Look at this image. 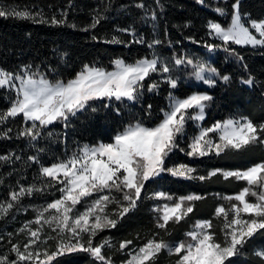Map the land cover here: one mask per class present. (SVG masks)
<instances>
[{
  "label": "trees",
  "instance_id": "16d2710c",
  "mask_svg": "<svg viewBox=\"0 0 264 264\" xmlns=\"http://www.w3.org/2000/svg\"><path fill=\"white\" fill-rule=\"evenodd\" d=\"M236 0H0V69L13 74L27 67L30 73L41 75L48 81H67L82 70L84 65L109 70L113 60L121 58L126 63L149 58L159 51L169 58L166 65L179 76L172 88L166 79H160L156 71L142 82L134 100L101 98L91 101L85 109L69 115L67 121L57 120L40 127V134L32 139L18 133L32 122L22 115L9 117L0 123V203L10 200V193L21 187L34 189L0 216V257H15L14 227L18 221L31 218L36 210L59 198L60 182L42 176V166L64 161L84 145L112 142V138L126 126L137 122L153 127L163 118L169 93L184 98L194 92H206L212 97L205 102L201 125L209 127L216 121L247 117L254 124H264V45H238L229 42L225 51L223 41L210 36L207 23L213 21L227 27L231 22L232 4ZM138 5H143L139 7ZM224 9L220 14L216 9ZM28 12L29 17L14 15ZM239 12L244 21L264 18V0H240ZM64 23L53 24L52 19ZM94 20L99 23L93 27ZM246 26H249L246 23ZM127 29V31H121ZM115 38V41H114ZM158 41L155 45L154 42ZM118 41V42H117ZM215 45L216 57L211 66L219 75L215 84L207 87L196 82L194 67L176 59L185 58L183 51L200 53L202 48ZM234 50L236 55L230 54ZM184 51V52H185ZM240 57V59H238ZM228 76L227 81L221 79ZM251 79V84L243 81ZM158 87L149 91L148 86ZM14 99L13 92L0 87V113L5 112ZM105 105H108L105 107ZM150 106V107H149ZM95 109V111H93ZM191 114V113H190ZM38 125V122H37ZM39 126V125H38ZM9 129L11 131H9ZM197 131L194 120H187L177 146L166 157V166L187 164L195 171L191 179L162 172L145 182L137 205L123 217L115 215V227L105 228L92 237L93 246L107 240L110 246L102 249L112 264H119L127 250L140 246L150 239L164 240L170 245L189 239L186 233L198 220L211 221V231L217 242H223V217L215 215L217 206L226 209L235 200L225 197L239 193L246 182L235 178L225 179L217 174L208 177L214 169L224 171L243 170L264 162V144H253L239 151L229 150L220 155L210 152L206 156H188L190 137ZM35 159H30V158ZM207 177L200 180L198 177ZM50 185V186H49ZM39 189V191H36ZM108 193L107 190H105ZM163 192L173 197L155 198ZM111 195L122 199V193ZM196 195L202 199L192 201L193 211L180 222H169L167 230L158 228L161 215L156 209L163 203L172 204L176 198ZM120 197V198H119ZM250 200L255 198L249 197ZM126 203V202H125ZM19 219V220H18ZM17 223V224H16ZM132 241L120 249L122 241ZM264 251V231L249 238L240 252L229 258L227 264H264V258L256 255ZM178 254L162 250L154 264H176ZM21 264H33L32 261ZM50 264H101L85 251L66 252L54 258Z\"/></svg>",
  "mask_w": 264,
  "mask_h": 264
},
{
  "label": "snow or ice",
  "instance_id": "6c2138e0",
  "mask_svg": "<svg viewBox=\"0 0 264 264\" xmlns=\"http://www.w3.org/2000/svg\"><path fill=\"white\" fill-rule=\"evenodd\" d=\"M239 3L240 0H236L231 6V23L227 28L213 21L208 23L210 34L214 32L223 41L225 51H229L227 47L229 42L238 45H264V20L244 21L239 12ZM138 6L143 7V5ZM216 11L224 14V9L218 8ZM12 14L21 17L30 15L28 12ZM4 15L6 12L0 11V16ZM51 23L59 24L64 21L53 18ZM96 23L99 21L94 20L92 26L95 27ZM246 23L255 30V33H258V36L249 30ZM121 31H127V29ZM208 47L214 49L218 46L209 45ZM230 54L236 55L234 50ZM185 62L189 65L194 63L193 60L186 58L175 60L176 65ZM113 63L116 65V70L110 72L95 66L84 65L75 78L66 83L62 81L52 83L42 75L36 79L37 74L28 72L27 67L23 70V75L0 69V87L14 88L17 93L11 106L0 113V123L9 117L22 115L25 121H31L32 124L30 127H25L18 135L35 139L40 134V127L61 119L67 121L69 115H75L78 111L85 109L91 101L101 98L109 100L114 98L116 101H123L125 98L134 100L143 87L142 82L151 73L158 70L162 73L171 71L166 65H161L158 59H142L134 64H126L117 59ZM158 65L161 66L158 68ZM194 75L198 80L211 86L216 82L213 77L219 73L217 69L199 62L194 64ZM165 79L170 87H176L175 79L170 76ZM221 79L227 81L229 77L222 76ZM14 81L19 82L18 86ZM243 82L252 83L251 79ZM156 87H158L156 83L148 86L149 91ZM211 99L212 97L206 93H193L182 99L169 93V108L164 112L163 119L154 127H146L137 122L118 132L112 138V142L85 145L69 159L49 167H41L42 176L55 181H59L60 176H63V180L59 181L63 183V187L60 188L61 196L47 204L43 210H38L35 220L26 223L20 230L27 231L30 239L23 245L24 251H21L17 245H12V251L16 253L17 259L9 261L7 257H0V264H21V262L29 261L33 264H50L55 257L74 251L88 252L101 264H111V257H106L102 252L105 246H110L109 241L105 240L95 246L92 241V237L98 232L116 226L117 220L110 218L107 212L108 206L117 205L115 215L123 217L137 205L145 182L162 172H168L176 177L194 178L195 170L187 164L167 167L166 157L177 146L178 138L184 133L186 121L204 119L205 102ZM196 109H199V112H196ZM189 110L195 114H190ZM257 143L264 144V124H254L247 117L226 119L216 121L206 128L201 127L192 137L187 155L206 156L210 152L220 155L229 150H243ZM2 159L7 157H0V160ZM218 173L225 179L235 178L246 182L247 185L234 196L225 197L237 203L231 204V207L227 209L224 206H217L215 209V215L223 217L224 220L223 242H217L215 233L211 231V221H197L193 229L186 233L189 237L187 242L181 241L170 245L162 239H150L134 253L129 254L130 259L126 264H154L156 256L165 249L170 254L179 255L176 264H227L229 258L237 255L249 238L264 231V162L256 163L243 170L214 169L208 173V177ZM206 178L198 177L200 180ZM105 190L108 194L99 195L98 199L87 206L84 212L73 215L76 206L83 199L90 197L93 193H103ZM33 191L32 187H21L19 191L10 193L9 202L0 203V215L7 214L14 206L13 202H18L22 196L31 195ZM113 191L122 193V199L113 197L111 195ZM153 195L155 198L173 200L172 196L163 192H156ZM249 197L255 199L250 200ZM199 199L202 197L182 196L176 198L172 204H164L162 208L156 209L161 213L157 227L166 231L169 222H180L192 213L191 202ZM49 210H54V214L45 216ZM32 223L41 227L33 230L30 227ZM44 225L56 232L60 239L57 241L55 250L50 253L45 251L44 259H40L41 253L38 250L37 241L40 240ZM83 234L88 235L87 246L81 243ZM65 238H68L67 243L64 242ZM73 239L75 243L72 242ZM131 243L130 240L122 241L120 249H125ZM33 245H37V249H32ZM256 255L264 258V251H259Z\"/></svg>",
  "mask_w": 264,
  "mask_h": 264
},
{
  "label": "rangeland",
  "instance_id": "374dc122",
  "mask_svg": "<svg viewBox=\"0 0 264 264\" xmlns=\"http://www.w3.org/2000/svg\"><path fill=\"white\" fill-rule=\"evenodd\" d=\"M261 20H264V18L263 19H261ZM260 21V20H259ZM209 23V22H208ZM208 23H207V27H208ZM231 23V22H230ZM229 26V25H228ZM227 26V27H228ZM223 27V26H222ZM227 27H224V28H227ZM209 29V28H208ZM249 30L251 31V32H253L254 34H256L257 36H258V33H255V30L254 29H252L250 26H249ZM211 30L209 29V32H210ZM210 36L211 37H214V38H216L217 40H219V41H222L221 39H219L216 35H215V33L213 32L212 34H210ZM155 42H158L157 40L155 41ZM154 42V44L155 45H157L158 43H155ZM252 46V45H251ZM185 51V50H184ZM183 51V53L185 54V58L186 59H191V60H193V65H189V64H187V62H185L184 64H186V65H188V66H192V67H194V64L195 63H199V62H202V63H205L206 65H209V66H211V62L213 61V59H215V57H216V52H215V50L214 49H204V48H202V51L200 52V53H196V52H187V51H185L184 52ZM168 56H170V55H168ZM168 56H166L165 54H163V53H161V52H159V51H152L151 52V56L149 57V58H141V59H139V60H142V59H149V60H151V59H158L160 62H161V65H166V60L169 58ZM117 59H119V60H122L121 58H117ZM117 59H114L113 61H115V60H117ZM122 61H124V60H122ZM138 61V60H137ZM137 61H135V62H132V63H126L125 61V63L126 64H134V63H136ZM161 65H158V68L161 66ZM89 66H93V65H89ZM167 66V65H166ZM95 67H97V68H101V67H98V66H95ZM212 67V66H211ZM169 68V67H168ZM83 69V68H82ZM101 69H103V68H101ZM103 70H105V71H114V70H116V65L113 63V67L111 68V69H109V70H106V69H103ZM159 71V70H158ZM160 72V71H159ZM16 74H21V75H23V70L21 71V72H19V73H16ZM164 75L162 76V74H160L159 73V78L160 79H165V77H168V76H170L172 79H175L176 81L179 79V76L176 74V73H174L173 72V70L171 69V71L169 72V73H163ZM205 75H207V73H205ZM40 77H38V78H36V79H39ZM73 78H75V76L73 77ZM73 78H71V79H73ZM214 79L216 78V76L215 77H213ZM71 79H69V80H71ZM69 80H67V81H69ZM195 80H196V82H198V83H200V84H203L204 86H207V87H210L208 84H205L202 80H198L196 77H195ZM67 81H65V83L67 82ZM63 82V81H62ZM14 83H16L17 84V86H18V84H19V82L18 81H14ZM212 86V85H211ZM5 87H7V88H9L8 86H5ZM12 92H13V94H14V99H13V101L16 99V97H17V93H16V90L14 89V88H9ZM194 93H206V92H194ZM193 94V93H192ZM192 94H190V95H192ZM207 95H208V93H206ZM172 96H174V95H172ZM174 97H176V96H174ZM176 98H180V97H176ZM184 98H186V97H184ZM182 99V98H181ZM168 108H169V100H168V105H167V108L163 111V116H164V112L165 111H167L168 110ZM196 112H199V109H196ZM189 113H191V114H195V113H193V111L192 110H189ZM203 115H205V112L203 113ZM239 118H241V117H239ZM239 118H236V119H239ZM163 119V118H162ZM231 119H233V118H231ZM201 121L202 120H195L194 121V124H195V126L197 127V131L190 137V139H189V143L191 142V139H192V137L194 136V135H196L197 133H198V131H199V129L201 128V127H205V126H202L201 125ZM215 123V122H214ZM144 126H146V127H149V126H147V125H145V124H143ZM211 126V125H210ZM154 127V126H153ZM206 128V127H205ZM215 138V137H214ZM189 143H188V145H189ZM85 146V145H84ZM88 146H92V145H88ZM83 147V146H82ZM189 148V147H188ZM73 156V155H72ZM71 156H69L67 159H69ZM66 159V160H67ZM65 161V160H64ZM177 165V164H176ZM51 166V165H50ZM173 166H175V165H173ZM173 166H171V167H173ZM42 167H49V166H42ZM161 174V173H160ZM63 180V176L61 175L60 176V178H59V181H62ZM58 181V182H59ZM61 187H63V183H61L60 182V188ZM59 194H60V196H61V192H60V189H59ZM101 194H108V193H106L105 191L103 192V193H93L90 197H88V198H85V199H83L82 200V202L81 203H79L77 206H76V211L73 213V215H75L76 213H80V212H84L85 211V209H86V207L87 206H89L94 200H96V199H98V197H99V195H101ZM60 196H59V198H60ZM59 198H57V199H59ZM120 198V197H119ZM57 199H54V200H57ZM121 199V198H120ZM53 200V201H54ZM52 201H50V202H48L47 204H49V203H51ZM47 204L45 205V206H43L41 209H39V210H43L46 206H47ZM164 204H167V203H163V205ZM162 205V206H163ZM162 206H161V208H162ZM112 208H117V205H115V204H112ZM114 209H111L109 206H108V208H107V212H108V214H109V216H110V218H113V211ZM37 211L38 210H36V213L34 214V216L33 217H31V218H27V219H23L22 221H18V222H20V223H16L17 225L16 226H13L14 227V237H16L15 238V245H17L19 248H20V250L21 251H24V248H23V245L25 244V243H27L28 242V240L30 239V236H29V234H28V232L27 231H24V232H21L20 230L22 229V228H24V226H25V224L26 223H28V222H31V221H34L35 220V218H36V216H37ZM50 214H54V210H49V212H47V213H45V216H48V215H50ZM0 216H5V214L4 215H0ZM19 220V219H18ZM198 221H206V220H198ZM30 227L33 229V230H35V229H37V228H40L41 226L40 225H37V224H35V223H32L31 225H30ZM60 239V236H58L57 235V233L56 232H53L52 231V229L49 227V226H47V225H44L43 226V229H42V231H41V233H40V240L39 241H37V245H38V250H39V252L41 253V256H40V259H44V256H43V253L45 252V251H47V252H52V251H54L55 250V248H56V244H57V241ZM87 240H88V235L87 234H83V237H82V239H81V243H83L85 246H87ZM188 240H186L185 242H187ZM65 243H67L68 242V238H65V241H64ZM73 243H75V240L73 239V241H72ZM179 243V242H178ZM13 244V245H14ZM177 244V243H176ZM37 245H33L32 246V249H37ZM141 246H143V245H140V246H133V248H130L129 250H127V255L124 257V259L122 260V261H120L119 262V264H126V262L130 259V253H134L139 247H141ZM32 249H30V250H32ZM261 251H263V250H261ZM15 253V252H14ZM17 259V255H16V253H15V257L14 258H12L11 260H9V261H12V260H16ZM112 264V263H111Z\"/></svg>",
  "mask_w": 264,
  "mask_h": 264
}]
</instances>
